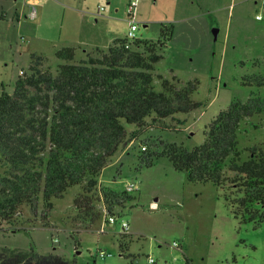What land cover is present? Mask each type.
I'll list each match as a JSON object with an SVG mask.
<instances>
[{"label":"rangeland","instance_id":"rangeland-1","mask_svg":"<svg viewBox=\"0 0 264 264\" xmlns=\"http://www.w3.org/2000/svg\"><path fill=\"white\" fill-rule=\"evenodd\" d=\"M20 3L0 0V87L10 94L17 78L28 73L31 54L42 56L41 67L53 75L65 64L55 56L63 47L75 49L72 64L99 57L94 47V19L83 15L71 28L63 9L52 11L46 19L41 20L39 13L31 19L32 8L21 14ZM82 11L94 15V0ZM174 19L169 22L174 36L154 66L152 85L155 91L161 90L159 76L171 82L175 77L177 87L198 81L193 101L203 106L164 121L179 132L147 129L139 140L120 146L97 178V188L87 195L89 214L74 206L84 186L71 187L61 199H53L46 220L41 217V197L36 217L28 206H22L23 220L33 228L29 234H0V252L33 249L39 256H54L70 264H131L133 258L147 264V257L155 264H264V202L253 206L257 211L254 221L248 216L244 221L236 219L214 185L188 182L186 174L175 170L164 156L154 158L150 166L141 163L169 144L187 149L201 145L205 127L234 100L245 102L252 93L264 99V87L242 84L246 77L264 75V0H180ZM136 35L157 41L160 26L139 23ZM134 129L129 126L128 133ZM239 139L243 150L264 143V114L246 120ZM131 182L137 190L118 206L107 204L99 190L119 195ZM104 210L125 220L129 233L122 234L119 220L109 225ZM119 242L128 246L124 256L119 253ZM99 250L105 255L100 256ZM35 263L36 258L30 256L21 262Z\"/></svg>","mask_w":264,"mask_h":264},{"label":"trees","instance_id":"trees-1","mask_svg":"<svg viewBox=\"0 0 264 264\" xmlns=\"http://www.w3.org/2000/svg\"><path fill=\"white\" fill-rule=\"evenodd\" d=\"M173 36L174 26L162 24L157 41L115 40L107 50L96 49L98 58L78 64H72L75 49L64 48L55 54L65 61L55 75L41 67L42 56L31 54L28 73L17 78L13 92L1 85L0 234H29L33 227L23 220L21 207L28 206L36 217L41 197V217L46 220L52 200L74 186H84L75 208L89 214L87 195L97 188V178L120 146L139 140L147 129L172 131L165 120L203 106L193 101L198 81L177 87L175 77L171 82L159 76L161 90H154V66ZM242 84L264 87V75L246 77ZM263 114L264 99L254 93L245 102L234 100L205 127L201 145L187 149L169 144L141 163L150 166L154 158H168L188 182L210 183L220 190L236 219L248 216L254 221L253 206L264 202V143L243 150L239 135L246 120ZM129 126L135 129L128 133ZM99 190L109 205L129 199L126 192ZM118 250L124 256L127 244L119 242ZM28 256L36 258L35 264H70L39 256L33 249L25 253L4 249L0 264H21ZM131 264H138L137 259Z\"/></svg>","mask_w":264,"mask_h":264},{"label":"crops","instance_id":"crops-1","mask_svg":"<svg viewBox=\"0 0 264 264\" xmlns=\"http://www.w3.org/2000/svg\"><path fill=\"white\" fill-rule=\"evenodd\" d=\"M91 0H22L18 10L23 14L28 7L32 8L30 18L35 19L37 13L41 20L46 19L52 11L63 9L66 23L72 22L86 15L94 19V47L104 49V45L115 40H124L126 30V0H94V15L82 11ZM180 0H139L136 13L138 23L169 25L173 22L176 8ZM104 8L103 12H99ZM36 9V10H35ZM93 16V17H92ZM19 17V16H18ZM20 18V17H19ZM73 26H71L72 28ZM73 48V47H63ZM8 92V91H7ZM9 93V92H8Z\"/></svg>","mask_w":264,"mask_h":264},{"label":"built area","instance_id":"built-area-1","mask_svg":"<svg viewBox=\"0 0 264 264\" xmlns=\"http://www.w3.org/2000/svg\"><path fill=\"white\" fill-rule=\"evenodd\" d=\"M138 3H139V0H126V15H127L126 16V23L128 26V30H127V35H126L125 39L129 43L136 41L138 39L137 35H136V32L139 29V23L136 20ZM103 11H104V8L99 9V12H103ZM256 19L260 21V20H262V17L257 16ZM136 190H137V185L135 183H132V182L128 183V185L125 189L127 194L132 193ZM104 218H105V221L109 225L115 224L119 220V217L117 215L110 213V212H107L106 210H104ZM119 223H120V228H121L122 234L127 235L129 233V224L125 220H119ZM172 246L174 248H178L177 243H173ZM98 254L100 256H104L105 252L103 250H99ZM146 262H147V264H155L154 260L150 257L146 258Z\"/></svg>","mask_w":264,"mask_h":264}]
</instances>
